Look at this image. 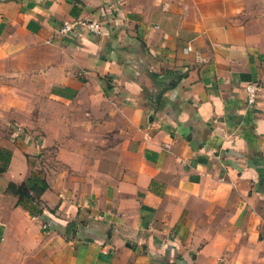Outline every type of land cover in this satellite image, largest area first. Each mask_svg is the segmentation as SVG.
<instances>
[{"label": "crops", "instance_id": "obj_1", "mask_svg": "<svg viewBox=\"0 0 264 264\" xmlns=\"http://www.w3.org/2000/svg\"><path fill=\"white\" fill-rule=\"evenodd\" d=\"M2 165L0 264H264V0H0Z\"/></svg>", "mask_w": 264, "mask_h": 264}, {"label": "built area", "instance_id": "obj_2", "mask_svg": "<svg viewBox=\"0 0 264 264\" xmlns=\"http://www.w3.org/2000/svg\"><path fill=\"white\" fill-rule=\"evenodd\" d=\"M79 22L83 25V27L90 31V32H98L100 29V23L97 21H83V20H79ZM69 25L67 22H63L62 25L59 28V32L60 33H65L66 31L69 30ZM244 89H245V96L246 99L249 103H252L255 99V94L258 90V86L255 85L254 83H247L244 85Z\"/></svg>", "mask_w": 264, "mask_h": 264}, {"label": "trees", "instance_id": "obj_3", "mask_svg": "<svg viewBox=\"0 0 264 264\" xmlns=\"http://www.w3.org/2000/svg\"><path fill=\"white\" fill-rule=\"evenodd\" d=\"M4 167H5V165H2V166L0 167V170H3ZM23 185H24V184L19 185V186L17 187V192H18V197H17V199H18V201L20 200L21 195H22ZM40 189H41V188H40Z\"/></svg>", "mask_w": 264, "mask_h": 264}]
</instances>
